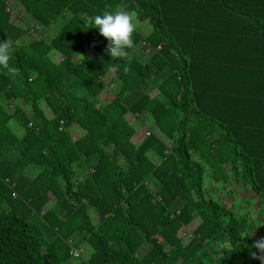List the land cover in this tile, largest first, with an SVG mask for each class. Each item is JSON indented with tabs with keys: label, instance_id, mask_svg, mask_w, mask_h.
<instances>
[{
	"label": "trees",
	"instance_id": "obj_1",
	"mask_svg": "<svg viewBox=\"0 0 264 264\" xmlns=\"http://www.w3.org/2000/svg\"><path fill=\"white\" fill-rule=\"evenodd\" d=\"M120 3L150 31L115 59ZM5 39L0 264H260L264 0H0Z\"/></svg>",
	"mask_w": 264,
	"mask_h": 264
},
{
	"label": "clouds",
	"instance_id": "obj_2",
	"mask_svg": "<svg viewBox=\"0 0 264 264\" xmlns=\"http://www.w3.org/2000/svg\"><path fill=\"white\" fill-rule=\"evenodd\" d=\"M128 5L120 3L115 7L106 5L105 10L91 17L89 23L92 27L99 30V35L108 41L105 52L115 59L124 58L127 56V50L133 48V35L137 31V14L135 11H129ZM13 48V41L5 39L0 41V68L8 69L13 75L18 74L19 70L10 66ZM81 61L85 59L84 55H80ZM113 72L119 71L121 65L112 64L109 66ZM127 72L129 69L124 67ZM255 229L248 231L246 236L253 237ZM251 248L256 251H250L249 255L252 259L259 260L260 264H264V236L258 239H253Z\"/></svg>",
	"mask_w": 264,
	"mask_h": 264
},
{
	"label": "crops",
	"instance_id": "obj_3",
	"mask_svg": "<svg viewBox=\"0 0 264 264\" xmlns=\"http://www.w3.org/2000/svg\"><path fill=\"white\" fill-rule=\"evenodd\" d=\"M137 25L140 27V31L144 35H147L148 32L150 31L148 23L146 21H140V22L137 21ZM199 46H198V43L195 44V47H199ZM158 47H160V46H158ZM145 50H146V52H149V48H146Z\"/></svg>",
	"mask_w": 264,
	"mask_h": 264
},
{
	"label": "rangeland",
	"instance_id": "obj_4",
	"mask_svg": "<svg viewBox=\"0 0 264 264\" xmlns=\"http://www.w3.org/2000/svg\"><path fill=\"white\" fill-rule=\"evenodd\" d=\"M101 98L102 99H104V100H106V99H110L111 98V95H110V93L109 92H105L102 96H101ZM72 131H73V134H78L76 131V129L75 128H72ZM142 133H144V132H142ZM209 183H208V178L206 177L205 178V187L207 188V185H208ZM255 234H256V231H255Z\"/></svg>",
	"mask_w": 264,
	"mask_h": 264
},
{
	"label": "built area",
	"instance_id": "obj_5",
	"mask_svg": "<svg viewBox=\"0 0 264 264\" xmlns=\"http://www.w3.org/2000/svg\"><path fill=\"white\" fill-rule=\"evenodd\" d=\"M145 133L147 134L148 132L146 131Z\"/></svg>",
	"mask_w": 264,
	"mask_h": 264
}]
</instances>
